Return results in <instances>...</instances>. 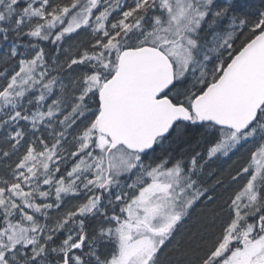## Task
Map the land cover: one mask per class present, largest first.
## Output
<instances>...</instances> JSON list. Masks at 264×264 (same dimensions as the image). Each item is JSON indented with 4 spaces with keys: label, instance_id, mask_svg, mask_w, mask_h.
Wrapping results in <instances>:
<instances>
[{
    "label": "snow or ice",
    "instance_id": "1",
    "mask_svg": "<svg viewBox=\"0 0 264 264\" xmlns=\"http://www.w3.org/2000/svg\"><path fill=\"white\" fill-rule=\"evenodd\" d=\"M0 264H264V0H0Z\"/></svg>",
    "mask_w": 264,
    "mask_h": 264
},
{
    "label": "trees",
    "instance_id": "2",
    "mask_svg": "<svg viewBox=\"0 0 264 264\" xmlns=\"http://www.w3.org/2000/svg\"><path fill=\"white\" fill-rule=\"evenodd\" d=\"M197 216H198V213H194L192 219L188 221L186 225L189 234H191V232H194L196 230Z\"/></svg>",
    "mask_w": 264,
    "mask_h": 264
}]
</instances>
